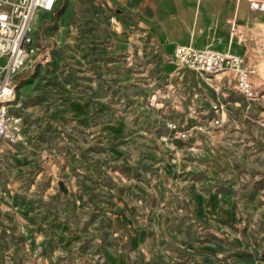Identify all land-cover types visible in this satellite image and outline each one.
<instances>
[{
  "label": "rangeland",
  "instance_id": "374dc122",
  "mask_svg": "<svg viewBox=\"0 0 264 264\" xmlns=\"http://www.w3.org/2000/svg\"><path fill=\"white\" fill-rule=\"evenodd\" d=\"M140 19L109 0H60L34 24L39 53L13 77L29 143L0 141V264H264V99L221 75L219 111L200 112L194 87L164 96L169 65L190 70ZM106 25L122 46L85 45ZM72 28L76 48L62 42ZM248 30L264 83V22ZM24 72L38 81L21 92ZM214 118V135L193 130ZM172 122L186 139L164 140Z\"/></svg>",
  "mask_w": 264,
  "mask_h": 264
},
{
  "label": "built area",
  "instance_id": "2783aa9c",
  "mask_svg": "<svg viewBox=\"0 0 264 264\" xmlns=\"http://www.w3.org/2000/svg\"><path fill=\"white\" fill-rule=\"evenodd\" d=\"M249 8L264 14V0H244ZM57 0H0V141L13 149L26 147L29 143L27 126L22 114L16 110V88L13 77L39 53L31 25L37 13H52ZM228 49L198 48L194 45H180L176 48L175 60L181 69L205 76L214 81L220 74L231 72L236 78V90L247 101L264 99V83L256 66L245 56L234 50L243 45L249 32L236 20H230ZM3 62V63H2ZM165 95L176 96L175 88H166ZM212 110L219 111L214 105ZM222 118H214L193 130L212 136L222 127ZM165 141L186 139L190 129L175 122L167 126Z\"/></svg>",
  "mask_w": 264,
  "mask_h": 264
},
{
  "label": "crops",
  "instance_id": "0c3cea01",
  "mask_svg": "<svg viewBox=\"0 0 264 264\" xmlns=\"http://www.w3.org/2000/svg\"><path fill=\"white\" fill-rule=\"evenodd\" d=\"M58 1L60 0H57L56 7ZM137 1L142 2V5L139 3L141 7L144 6L145 8L151 9L152 12H154V15L148 16L145 13H140L139 9H136L135 6V2ZM109 2L122 7L126 10V13L132 15L134 13H139L141 18L140 24L147 26L149 30L153 32V35L160 44L161 50L165 54L174 53L176 48L180 45H194L198 48L210 47L225 51L228 49L229 44L230 20H236L241 27H244L247 30L248 28H255L259 22H264V14L253 12L249 8L248 3L244 0H109ZM42 14L49 13H38L39 16L35 23ZM72 15L73 11L69 8L62 15L61 22H65L66 19ZM119 26L124 31L125 28L128 27L123 19H120ZM104 27L103 33L99 29L95 34L93 33L90 38H88L89 40L85 45H100L104 49L117 50L118 47L123 44L122 38L124 37V33H121L118 28L117 31L120 34H117L116 30H112L107 25ZM78 32V28H76V30H73L72 28V30L68 32V36L65 37V40L62 39V42L64 41L68 43L70 47L76 48V43H81L79 38H77ZM129 36L130 40L137 41L139 33H132ZM247 40L241 46L236 45L234 50L245 56L249 63L256 66L247 56ZM254 45L256 46V44ZM168 71L176 84L167 87L170 89L175 88L177 90V95L164 96L178 98L183 88L189 89L194 87L197 99L195 102L196 105L200 107V112L208 106H210L209 110H212L215 105V93L220 92L222 87L225 90H230L229 85L219 83L218 76H232L235 78V75L231 72L218 75L214 81H209L205 76L192 71H184L176 74L174 64L169 65ZM198 76L202 78H199ZM27 77L28 76L24 72L17 81L20 83L21 92L30 90L38 81L35 79L33 83H28ZM215 86H219V90H216ZM214 90L217 92L214 93ZM76 103L77 106L74 108L80 107L81 104L78 102ZM192 107L196 106H189V108ZM178 108L181 113H188L183 102H180Z\"/></svg>",
  "mask_w": 264,
  "mask_h": 264
},
{
  "label": "bare ground",
  "instance_id": "6f19581e",
  "mask_svg": "<svg viewBox=\"0 0 264 264\" xmlns=\"http://www.w3.org/2000/svg\"><path fill=\"white\" fill-rule=\"evenodd\" d=\"M38 16H39V15H38V13H37L36 16L34 17L33 23H32V25H31L32 30H33V27H34L35 21H36V19H37Z\"/></svg>",
  "mask_w": 264,
  "mask_h": 264
},
{
  "label": "water",
  "instance_id": "95a60500",
  "mask_svg": "<svg viewBox=\"0 0 264 264\" xmlns=\"http://www.w3.org/2000/svg\"><path fill=\"white\" fill-rule=\"evenodd\" d=\"M60 185H61L62 189H64V186H63V184L61 183Z\"/></svg>",
  "mask_w": 264,
  "mask_h": 264
}]
</instances>
